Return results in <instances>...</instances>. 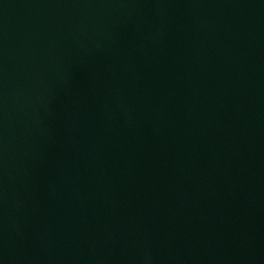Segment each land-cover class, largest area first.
Here are the masks:
<instances>
[{
    "label": "water",
    "instance_id": "95a60500",
    "mask_svg": "<svg viewBox=\"0 0 264 264\" xmlns=\"http://www.w3.org/2000/svg\"><path fill=\"white\" fill-rule=\"evenodd\" d=\"M0 264H264V0H0Z\"/></svg>",
    "mask_w": 264,
    "mask_h": 264
}]
</instances>
